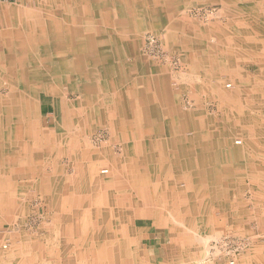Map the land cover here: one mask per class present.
I'll return each mask as SVG.
<instances>
[{
    "label": "bare ground",
    "instance_id": "6f19581e",
    "mask_svg": "<svg viewBox=\"0 0 264 264\" xmlns=\"http://www.w3.org/2000/svg\"><path fill=\"white\" fill-rule=\"evenodd\" d=\"M68 1L47 0L45 5H41L42 9H51L54 18H51L48 22H35L34 26L37 33H29L28 43L23 47L19 42H12L13 40L2 43L6 48H3V51L0 52L2 58L0 59V68L4 71V74L13 80V87L10 90L12 91L11 96L15 99L14 102L17 105L12 106L7 98L0 97V223L5 224V219L10 213L14 212L13 209L16 210V213H22L23 211L21 207L22 201L19 198L24 195V192H22L23 187L21 183L18 184V181H26L27 185L31 182V185L28 186L34 189H42L46 184V190H50V193L52 190L55 199L58 198L64 186L56 176V174L61 175V169L56 165V158L60 154L69 156L70 166H73L72 164L77 166L78 162L82 161L79 160L81 156L83 158L94 156L107 169V171L104 169L102 172L103 181H101L102 179H97L93 182L98 188L87 184L85 182V171L81 168L78 169L79 179L75 176L74 179L76 180H71L68 186L72 185L75 187V192L78 194L87 191L86 197L79 196V198L73 199L71 193H68V191L64 193L67 204L70 202L74 211L82 209L81 207L85 206L89 200L96 201V205L104 207L105 200L114 199V194L108 193L109 191L107 193L102 192L103 187H105L103 182L108 173V165L110 166L106 160L109 158V154L104 155L103 151H92L82 145L81 147L78 146L79 144H76V140H78L76 136L74 134L69 136L65 133L72 132L73 129L70 127L71 123H69V120L65 128H57V122L54 121L53 130L45 133L38 131L40 129V125L37 123L40 113L38 103L41 99L40 94H43L51 98L52 110L55 115L54 119H64L63 124L65 123V118L67 119L69 116L81 114V112L84 114L82 118L85 120L75 129L78 133L85 129L88 130L89 127L97 128L102 126L104 118L106 120L107 117L110 122L109 127L113 130V135L117 133L123 143H126L123 159L121 158L118 161L115 170L118 177L117 184L112 185L115 189L121 188L122 184L124 186H136V189L141 188L143 190L142 199H144L146 195L144 193L146 186L145 177L139 179V175L145 172L143 164H150L152 174H158L163 190L169 186L172 195L165 197L161 193H156L147 197V200L153 197L155 199L154 203L164 209V212L175 223L176 227L174 229L169 230L168 226H166L167 231H170V235L167 237L168 243H174L171 246L175 251L174 253L178 254L177 261L174 262L177 264H214V262H217L214 259L215 256L216 258L223 256L227 259L226 264H237V258L228 257L226 252H211V243H217L220 237H224L227 234L226 226L232 225V221L237 215V213L236 215L233 214V208L229 203H226L229 205L227 208L229 211L227 212L226 207H224L226 206L225 203L221 201V199L224 200L228 197V188L233 186L236 181L233 178L234 173L240 171L252 173L264 170L263 166L256 165L258 164L256 163L257 160L250 157L246 151V148H250L248 142H255V144L259 143L257 147L259 148L260 156L264 154V129L258 126L261 125L258 122L263 115L258 113L253 117L256 118L253 124H258L255 132H253V129H249L248 132L238 130L239 132L242 131L239 135L243 141L234 140L232 142L234 125L231 122L225 128H222V124H219L216 118L207 117L202 112L204 115L199 117V128L193 131V129L188 128L191 123L186 122V117H183V113L179 109L175 111L170 108H165V113L163 112L162 117L159 116L161 120H156L153 115L154 108L148 109L146 106L144 108L145 111L148 110L146 115L152 116L153 119H149L151 121L147 124L144 123L145 125H142L143 130H141L140 122H138L141 117L139 112L134 111L136 103L139 101H137L138 98L131 81L132 75L129 74V72H143V69L139 68L140 66L138 68H133L132 66L136 55L134 44L136 45L141 31H165L168 37L175 34V32H182V27L168 24L171 19L170 14L164 11L172 5H178L179 3L177 4V2H180V0ZM127 5L132 8L131 12H127ZM200 8L203 7L200 6ZM12 24V28L17 27V24ZM13 30L15 31V29ZM213 34L216 35L215 30ZM217 35L216 38L220 40L221 36ZM226 36L227 41L239 46H247L249 44L248 40H251L245 38L242 41ZM195 38L191 39V41L189 40L190 42L188 43L184 41L188 50H183V47L180 46L182 49H180L179 53L184 56V53L192 52L193 57L191 59L196 61L201 60L202 55L206 53L215 58L211 51L217 46L212 45V48H210V45H206V48H203L204 42L197 40L199 38ZM188 44H191L192 48H188ZM224 54L226 53L224 52ZM188 57L190 58V56L186 58L188 59ZM227 58L230 59L231 57L227 55ZM195 66L199 65L196 63ZM188 68L193 70L192 65L188 66ZM260 91L261 89H259V93H261ZM63 93L78 94L80 102L71 106L61 105L60 99ZM258 97L263 98L262 93ZM151 102L153 101L151 100ZM243 105L245 104H239L238 110L243 113L246 119H249L246 110H249L251 115L252 111L250 109L253 105L250 104L245 107ZM231 109L230 114L234 113V109ZM255 110V113L259 112L258 107ZM238 114L235 113L237 116ZM177 116L184 122L179 123L181 131L179 129L173 131L170 128L172 126V118L177 119ZM165 126L168 129L170 128V130L165 131ZM217 129L219 131L215 132ZM25 130L28 131V141H25ZM140 130L146 135V141H135L133 139V136H137ZM190 130L192 131L190 132ZM186 132H189V134H185ZM61 133H65V135L63 134L58 138L57 135ZM129 136L132 137L128 139ZM153 137L160 138L161 144L158 147L155 146L156 141L152 139ZM59 139L64 141V143H61L58 147L56 141ZM186 144L191 148L188 162L183 158L185 153L181 151ZM242 144L243 147H237ZM143 146H146V150L142 149ZM78 147H80V150L79 154L76 155L74 149ZM156 149L158 150V157L153 154ZM203 154H207L208 157H202V161H199L198 158ZM42 157H48L50 164H52V173L49 175L51 177L49 179L43 175L45 173L43 171L44 168L30 167L35 160ZM181 161L187 162L186 166L189 164L188 167H183L184 164L182 166ZM122 162L123 164H121ZM112 163L116 164L113 160ZM36 164L40 165L41 162H36ZM177 164L181 165V167ZM173 170H175L174 173L176 174H173ZM191 171L196 173L192 174ZM152 174L151 177L153 176ZM255 180L257 181L258 179ZM176 184H180L181 188L177 187ZM66 187L64 188L67 190ZM101 187L102 189L99 190ZM107 194H109V197ZM176 194L178 199L173 197ZM167 197L171 198L168 199ZM48 201L50 202L51 200ZM149 202L147 201L146 204H149ZM97 212H100V214L97 213L98 217L103 214L101 209ZM263 212L264 208L247 215H238L242 218L245 217L246 221H251L252 216H254L258 226H262L264 222ZM216 214L219 217H216ZM229 214H232V216ZM174 215L178 218L174 217ZM239 223L235 229L236 235H239L241 231L239 230ZM99 228L95 233H90L87 239L84 237V241H87L83 242V244L87 243L93 249L94 240L97 238L102 239L98 245V248L100 247L99 254L97 253L98 260L102 261L101 264L121 263L127 250L123 252L120 249L119 245L121 243H118V239L114 234L110 235L112 242H110L111 247H109L104 242L105 231H103L102 224L99 225ZM142 228H145V225ZM147 229L150 230L151 228L146 227ZM161 229L164 231L165 227ZM68 233L71 232L68 230ZM201 240L202 242L205 241V243L200 246ZM6 244H3L2 248L6 250L9 248V251L4 252L5 257L0 258V264L11 263L12 254L10 252L13 249H17L13 246L8 247ZM166 248L168 249L167 246ZM253 249L256 257H253L254 260L252 262L254 264H264V256H262L260 246L255 244ZM253 249L250 251L249 256L253 253ZM91 251L88 250V253L90 254ZM91 254H93V251ZM129 256L131 260L128 262L136 264V255L131 253ZM249 256L246 260H250ZM239 258L240 263L245 261L243 258Z\"/></svg>",
    "mask_w": 264,
    "mask_h": 264
},
{
    "label": "rangeland",
    "instance_id": "374dc122",
    "mask_svg": "<svg viewBox=\"0 0 264 264\" xmlns=\"http://www.w3.org/2000/svg\"><path fill=\"white\" fill-rule=\"evenodd\" d=\"M46 3L47 0H14L13 2L1 3L0 8L7 6H15V5H23V6H28L30 8H36L37 6L45 5ZM219 9H220L219 6L213 5L210 7H203L200 9L199 8L192 9V11L187 12L185 16L188 17L194 24H196L198 26V29L190 28V27L189 28L182 27L183 29L182 32L179 31L178 33L175 32V34L169 37L167 36L165 31L163 32L162 31L156 32L154 30L141 31V34L138 37L136 45L134 44V51L136 55L134 57L135 62L132 64V66L133 68L135 67L138 68L140 66L139 68L141 70L142 69L146 70V72H172L173 74L178 75L175 77L178 83L173 82L172 88L173 90L176 91L178 90L176 100H179L178 101L179 111L183 113L182 114L183 117L184 116L186 117L185 118L186 122L191 123L188 126V128L193 129V131L199 128V117H202L204 115L202 114L203 112L207 117L209 116L216 118L219 121V124H222V128L223 127L225 128L228 125V123L231 122V124L234 125V129H232V133L234 135L232 138V142H233L234 140H242V137L239 135L242 131L248 132L249 129H253L254 130L253 132H255L257 125L260 123L261 125L258 126L261 127V129H264V42H256L255 40H248L249 44L247 46H241V45L239 46L237 44H232L230 41H227V38H225L227 33L228 35L226 37L228 36L231 37L232 35V33H230L231 31L227 29L219 30L213 28V31L215 30L216 35L219 34L221 36L220 40L217 39L216 37L218 35L216 36L214 34H211L208 25L211 21H213L215 18L219 16ZM44 12H47V15L49 16V20L51 18H54L53 13H48V10ZM185 37H189V38L185 39ZM193 38L204 42L203 48H206L205 47L206 45H210L209 46L210 48H212V45L213 46L216 45L217 47H215V49H212L213 52L211 51V53L215 55V58H213L209 53H206L202 55L201 60L199 59L196 61L195 59H191L193 57L192 52L188 54L184 53L185 57L181 55L179 53L180 49H182L181 47H183V50L187 49L184 41H187L188 43ZM168 39L169 41H167ZM177 40L180 41L178 42ZM3 48L5 49L6 46L2 45V49ZM188 48H192V45L188 44ZM224 52L227 55H229L231 58L230 59L227 58V55L224 54ZM187 56H190V58L188 57L187 59L186 58ZM196 63L199 66H195ZM190 65H192L193 70H190V68H188V66ZM194 71L196 72V76L192 75V72ZM3 72L4 71L0 68V97L7 98V100L12 106L14 105L16 106L17 104L16 102H14L15 99H13L11 96L13 80ZM259 89H261L260 92L262 93L263 98L258 97L261 94L259 93ZM61 97H62L60 99L61 105L63 104L65 106L66 105L71 106L73 104H77L80 102V96L78 94L65 93L64 95L63 93ZM242 103L245 104L243 105L244 107L250 104L253 105V107H251L250 109L252 111L251 115L249 114L250 111L246 110V112H248L249 117L248 116L247 117L249 119H246L243 113H241V111L238 110V105L239 104L241 105ZM256 107L259 108V112L257 113H255ZM231 108L234 109V113L230 114V112L232 111ZM235 113H239L238 116L235 115ZM258 113L263 115L262 116L263 119L261 118L258 124L255 125L253 124V122L256 120V118L253 117L256 116V114ZM83 115L84 114H82L81 112V114L78 113L77 115L71 117L69 116L67 119L65 118L64 124H63L64 119L57 118L55 119V121L57 122L56 124L57 128L59 127L65 128L66 123L69 120V123H71L70 127H72L73 129L72 132H65V133H67L69 136H73L74 134L75 136L84 138L82 141H79V139L76 140L77 141L76 144L77 145L79 144L78 146L81 147L82 145L85 148L91 149L92 151L93 150L99 152L103 151L102 153H104V155L109 154L108 156L109 158L106 160L109 162L110 166L108 165L109 167L108 173L103 182L105 187H103L102 185L104 189H102L101 187L99 190L102 189L103 193H107L109 191L108 193L113 194L114 189L113 190L112 188L109 189V187L112 186L113 184H117L116 182L118 181V177L116 176L115 173L119 161L117 158L121 159L123 157V153L126 148L125 146L126 143H123V140H121V142L120 141L112 142V140H108L109 136L106 128L98 129L96 133H94L96 128H91V127H89L88 130L85 129L80 131L79 133L76 132L75 129L78 128L80 123L85 120L82 118ZM39 118L40 117H38V119ZM53 119H54L53 115H50L47 118L43 119L44 127L47 128L48 131H51L55 125ZM180 122L184 123L183 120H180L178 118V116L177 119L172 118L171 120L172 126L170 128H172L173 131H177V129L181 131V126L179 125ZM166 126L168 125L166 124ZM166 126H165V131L170 130V128L168 129L166 128ZM239 129L242 131L239 132L238 131ZM38 131H41L43 133L46 132L41 129H39ZM191 131L192 130H190V132ZM217 131H219V129L215 130V132ZM65 133H61L60 135L58 134L57 137L60 138L63 134L65 135ZM185 134L188 135L189 132L188 133L186 132ZM24 136H25V141H28V131L25 130ZM61 143H64V141H61L60 139L56 141L58 147ZM248 143L250 144L249 147L252 148V149L246 148L247 149L246 151L249 153V156L255 158L257 160L256 163H258L256 165L263 166L264 169V154L261 156L259 154L258 151L259 148L257 147V144L259 146V143L257 144H255V142L252 143L248 142ZM110 144L112 145L111 149L101 150L102 147L104 148L109 147ZM60 147L62 148V146ZM80 147L74 149V153L76 155L79 154ZM183 147L184 149L181 150L185 153L183 158L185 159V161L188 162L189 154H190L189 151H191V148H189L190 146L188 144L184 145ZM237 147H243V144ZM255 148H257V150H255ZM256 151L258 152L256 153ZM65 155L67 154H63V155L60 154L59 157L57 156L56 158V165L61 169V175L56 174V176L59 179V182L64 185L62 188V193H60L57 199H55L54 194H52L53 193L52 190L51 193L50 190L48 189L46 190L45 187L46 184L42 189H34L28 186L31 185V182L30 184L27 185L26 181H18V184L21 183V186L23 187L22 192H24V195H22L19 198L22 201L21 207L23 211L22 213H16V210L13 209L14 212L10 213L7 219H5V224L0 223L1 252L9 251V248L8 250L2 248L3 244L7 243L6 245H8V247L15 245L17 238L16 231L21 226V224L24 223V229L27 233H29L28 231L33 233L39 229L46 230L52 225L53 227H51L52 229L51 232L52 231L54 232L53 234H51L50 238L47 239V237H44L37 239L36 237V239L34 240L37 244L42 243L44 246L50 245L48 247H52V249L55 250L56 256L59 255H61V257L64 256L63 252L56 253L57 250H62V247L66 244L67 241V238L62 236V232L59 231L60 229L59 225L65 222L59 220L60 214L59 215L56 214L57 212L61 214H63V212H67L65 211V207H70L71 205L70 202L67 204V201L65 199L64 193H66L67 190L64 187L68 186V183L71 180L75 181L76 180L74 179L75 176H77L76 178L79 179L78 169L81 168L85 171V182L91 185V187L98 188V186H95L93 182H95L97 179L99 180L102 179L103 177L102 172L104 169L107 171L106 167L103 166L98 159L96 160L97 157L95 158L94 156H91L88 158L87 157L83 158L81 156L79 160L82 161L78 162L77 166L76 165L74 166V164H72L73 166H70L69 157ZM154 156L158 157V155L156 154H154ZM206 156L208 157L207 154H203L198 158V160L202 161V157L206 158ZM112 160L116 162V164L112 163ZM36 162L38 163L41 162V164L37 165ZM187 162L184 163L181 161V165L183 166L184 164L183 167H188L189 164L186 166ZM121 164H123V162ZM51 165L52 164H50V159H48V157H42L41 159L35 160L34 164L33 165L31 164L30 167L44 168L43 171L45 173L43 172L44 173L43 175L47 177V179H49L51 178L49 177V175L52 173ZM143 165L145 166L144 169L145 172H143L142 175L141 174L139 175V179L145 177L146 186H148V184L149 185L155 184V186H158V188H160L161 180L158 174L155 175L152 174V169L150 164L147 165L143 164ZM177 165L181 167V165L179 164ZM71 169L75 170L76 173ZM174 172L175 170H173V174H176ZM151 174L153 175L152 177ZM246 174L248 175L247 178H245L244 180H242L241 175L238 172L234 174L236 180L235 181L236 183L233 186V188L236 189V191L234 192L239 194L238 197H241L245 201L247 200V202L253 201V197L255 196V193L261 194L258 195V198L261 197V200L259 201L262 202L264 198V170L254 171L252 173H246ZM246 174L244 175L246 176ZM112 176H116L117 178L113 181L111 180ZM255 179L258 180L256 181ZM241 180L244 182V184L239 183L241 182ZM101 181H103V179ZM256 183L257 185H255ZM162 190L163 189L161 188L160 192ZM86 192L81 193L80 195L82 197L84 196L83 198H85ZM157 193L160 194L159 192ZM161 194L162 195L167 194L168 196H170L172 195V192L170 189H168L167 192L166 190H163ZM107 196L109 197V194H107ZM138 196L141 195L138 194ZM48 200H51L50 201L51 203ZM95 203L96 201L89 200V202L85 206L81 207L82 209H80L78 212L79 213L81 212L83 216H87V215L89 216V214H91L92 216L94 215L93 217L96 218V220L94 219L95 220L94 222L90 223L88 221L87 223L90 224L93 228H95L96 225L99 223L102 224L103 231H105L104 242L107 245H109V247H111L110 242H112V240L110 239L111 237L110 235L114 234V236L118 239V243H121V245H119L120 249L123 250V252L124 250L125 251L127 250L124 253L123 261L119 264H132L131 262H128L129 260H131V257L129 256V254L131 253H134L137 257L135 261L136 264H177L174 261H177L178 254L174 253L175 251L171 246L174 245V243H168L166 245L168 249L166 248V246H162L159 249L160 253L162 252V256L161 258L159 257L160 258L159 260H155L154 256L156 252L154 253L153 252L154 250L150 249V247L153 246V242H150L149 240L147 241L146 236L143 235L144 232L142 231L143 225L140 227L139 221L136 222L135 236L131 235L133 233L132 232L133 229L130 224L131 222L129 221V218L127 216L130 215L131 212L129 205L127 204L124 205L122 201L116 199L115 197L114 199L111 200L110 199L105 200L104 203L105 209L101 205L98 206ZM150 205H154L155 208L159 207L158 204L155 205V203L153 202ZM159 208L161 209L160 211L162 212L163 209L161 207ZM99 209L103 210V214L100 217H98L97 215V213L100 214V212H97ZM141 210L142 209L135 210V216L137 217V220H140L141 218V212H140ZM75 212L77 213V211ZM54 213L56 219H54L55 218ZM146 213H148L149 217L152 216L154 213L155 215L158 214L156 210H149L146 211ZM165 216L167 217V219L165 221L164 220L162 221L164 226L165 227L168 226L169 230L174 229L176 226L173 220L171 219V217L167 214H165ZM117 217L119 218L120 221L119 223H116ZM174 217L176 216L174 215ZM216 217H219V215L216 214ZM49 218H51V221L49 220ZM255 219L256 218L252 216V220L254 221H250L249 223H247V226H245V229L243 230L245 232H242L241 230L239 235L235 234V229L232 230L231 228H226L227 234L224 237H220L217 240V243L215 244L214 242L211 243L212 244L211 252L214 251H222L221 253L226 252L228 253V257L233 256V258H237V264H240L239 257L243 259L248 257L250 251L253 249V245L256 244L260 246L262 256H264V222L262 226L261 225L258 226ZM68 222L69 221H66V223ZM145 227H148V225H145ZM149 227L151 228L150 222H149ZM161 228L163 227H158L157 231L162 232L163 230ZM88 229H90V226L88 227ZM116 229H118V232ZM167 232H168L167 235L169 236L170 231ZM46 239L48 241H46ZM202 240L200 241V246L204 245L203 243H205V241L202 242ZM101 241L102 239L97 238L94 240V243H98L97 244L98 246ZM136 241L140 242L141 244L138 243L135 244ZM144 242L149 247V249L143 251L142 244ZM99 249L100 247L97 249L98 254L100 251ZM164 250L169 255L167 256V258L163 256V253L165 252ZM251 254L249 258L256 257L254 249H253V253ZM214 259L217 261L216 263L214 262V264H226L227 261L226 257L224 258L223 256L220 257L218 256L217 258L215 256Z\"/></svg>",
    "mask_w": 264,
    "mask_h": 264
},
{
    "label": "crops",
    "instance_id": "0c3cea01",
    "mask_svg": "<svg viewBox=\"0 0 264 264\" xmlns=\"http://www.w3.org/2000/svg\"><path fill=\"white\" fill-rule=\"evenodd\" d=\"M65 1L69 2L68 0H65ZM177 4L178 5H172L166 8V10H164L166 12H169L170 14L171 19L168 22V24L170 25L173 24V26L177 25V27H186V28L190 27V28L198 29V26L194 24L188 17H186L185 14L187 12L192 11V9L200 8V6L210 7V6L216 5L220 7L219 16L215 18L213 21H211L208 25L211 34H213V28L219 29V30L227 29L231 31L230 33H232L231 38H236L237 40L240 39L242 41L245 38H249L251 40H255L256 42H264V0H228V1L226 0H180V2L178 1ZM127 7H128L127 12H131L132 8L129 7L128 5ZM44 11L46 10L42 9L41 5L37 6L36 8H30L28 6H23V5L7 6V7L0 8V52L3 51L2 50L3 42H8V41L13 40L12 42L21 43L22 47L26 45V43H28L27 39L29 38L28 37L29 33H33V34L37 33L34 23L35 22L41 23L43 21L49 20V16L47 15V12H44ZM48 13H52V10L48 9ZM37 18L39 19L37 20ZM12 23L17 24V27H15L16 28L15 31L13 30L14 27L13 28L11 27V25H13ZM187 38L189 37H185V39ZM0 59H2L1 56H0ZM129 74L132 75L131 81L134 86V91L138 98L137 101H139L136 103V107L134 111L139 112V116L141 117L140 120L137 119L138 122H140L139 125H140L141 130H143L142 125L149 123V121H151L149 119L151 118L153 119L152 116L146 115V113L148 114L147 112L148 110L147 111L144 110L146 106L148 109H151L152 107L154 108L153 115L156 118V120H161L163 112L165 113V108H170L173 110L179 109V106H178L179 100H176L178 90L176 91V90H173L172 88V83L177 82L175 77L178 75L173 74L172 72H146V70H143V72H136V73L129 72ZM192 74L196 76V72L195 73L192 72ZM157 92L159 95L157 94ZM152 95H154L155 98L154 96L152 97ZM40 96H41V99H40V102L38 103V109L40 111L39 113L40 118L39 119L37 118V123L40 125L41 130L48 131V129L47 128L45 129L44 127L43 119L47 118L50 115H53L55 118V115L53 114V110H52V102L50 100L51 98L43 94H40ZM157 96L158 97L160 96L159 99ZM151 100L155 102L153 103L151 102ZM53 120L55 121V119ZM109 123L110 122L108 121L107 117H106V120L104 118V124L102 125V127H97L94 133H96L98 129L106 128L108 132V136H109L108 140H112V142H118V141L121 142V139L120 137L117 136L118 135L117 133L113 135V130L112 128L109 127L110 125ZM141 130L138 132L137 136H133V139L135 141L137 140L146 141L147 137L146 135H144V132ZM141 133H143V135H141ZM76 137L77 139H79V141H82L84 139L79 136H76ZM131 137L132 136H129L128 139H130ZM152 139L156 141L155 146H159L161 144L160 138L153 137ZM111 146L112 145L110 144L109 147H105V148L102 147L101 150H109L112 148ZM142 149L146 150V146H143ZM154 154L158 155L157 149L154 151ZM65 156H68V155H65ZM117 159L119 161L121 160L119 158ZM71 170L75 172V170L73 169ZM191 172L192 174L196 173L195 171H191ZM238 173L241 175L242 180L247 178V174H246L247 171L245 173L244 171H240ZM244 174H246V176ZM116 178H117L116 176H112L111 180L114 181ZM242 180H241V183L244 184ZM120 182L122 183V181ZM233 186H229L228 188V191H227L228 197L224 200L221 199V201L225 203L226 205L224 207H226L227 212L229 211L227 209L229 205L226 203H229L230 206H232L233 208V211H232L233 214L236 215L237 213L236 217H234L232 221V225L226 226V228H231L232 230L236 229L237 224L240 222L239 230L243 231L245 229V226H247V223H249L250 221H246L245 217L242 218L238 214L247 215L249 213H254L258 211V209L264 208V198H263V201L260 202L259 200H261V197L258 198V195H261V194L255 193V196L253 197V201L247 202V200L245 201L241 197H238L239 194L234 192L236 191V189H234ZM177 187L181 188V185L178 184ZM66 188H67L68 193L72 194L73 199L77 197L79 198V196H81L80 193L78 194L75 192V187H73L72 185L67 186ZM161 188L162 186L158 188V186H155V184H152V185L148 184V186L144 188V193L146 195L144 199H142L141 196H142L143 190H141V188L136 189V186H130V185L124 186V184H122L121 188L118 187L117 189H115L112 186V189H114L113 191L114 197L122 201L124 205L125 204L129 205V208L131 209L130 215H127L129 218V221L131 222L130 224L133 229L132 230L133 233L131 235L135 236V233H136L135 227H136L137 221L140 222L139 224L140 226L148 225V227H149V222H150L151 230H148L149 228L146 230V227H145L142 229V231H144L143 235L146 236L147 241L149 240L153 242V246H151L150 249H153L154 253L156 252L154 256L155 260H159L162 256V252L160 253L159 249L162 246H166L168 244L167 228L164 226L162 222L163 220L165 221L167 217L165 216L166 212H164V209L161 212L160 211L161 209L159 207L155 208L154 205H150L152 204L151 200L154 203L155 199L153 197H152L153 199L152 198L150 199L149 204H146V202L149 201L147 200V197L152 196V194H156L157 192L162 193L160 192ZM173 188L176 189L175 186H173ZM168 189H169V186H167L166 189L164 190H166L167 192ZM136 191L139 192L138 194H140L141 196H138ZM163 196L166 197L167 194H164ZM173 197L175 199H178L177 194ZM71 206L72 204L70 205V207H65V211L67 212H63V214L58 213V212L56 213L58 215L60 214L59 220L65 222V223L60 224L62 227L59 225V228H60L59 231L62 232V236L67 238V241H66V244L62 247V250L56 251V253L63 252L64 253L63 257H61V255L56 256L55 250H53L52 247H48L50 245L44 246L42 243L37 244L34 240L36 239V237L37 239L44 238V237H47V239L50 238L51 234H53L54 232V231L51 232L52 230L51 227H53L52 225L46 230L39 229L33 233H31L30 231H28L29 233H27L24 229V223H22L21 226L16 231L17 238H16L15 245L13 246V247H16L17 249L11 250L10 254H12V258H11L12 260H10L11 263H8V264H29V263L30 264H89V263L90 264H101L102 261L98 260V255H97V252H98L97 244L98 243L94 244L93 249H91L92 246L88 245L87 243L83 244V242L87 241V240L84 241L83 239L84 237H86L87 239L90 233L93 234L96 231H98L99 224H97L95 228H93L90 224H87L88 221L90 223L94 222L96 218H94L93 217L94 215L92 216L91 214H89V216L88 215L83 216V214L79 213L78 211L77 213H75V211L73 210V208H71ZM136 209L137 210L142 209L140 211L141 212L140 220H137V217L135 216ZM149 210H156L158 214L155 215L154 213L152 216L149 217L148 213H146V211H149ZM229 215L232 216V214H229ZM54 217H55L54 219H56L55 213H54ZM49 220L51 221V218H49ZM66 221H69V222L66 223ZM237 221L238 223H236ZM251 221H254V220H251ZM119 222H120L119 218L117 217L116 223H119ZM89 226H90V229H88ZM156 227L157 228L165 227V230L162 232H158ZM68 230L71 233H68ZM116 230L118 232V229ZM47 239L46 241H48ZM137 243L141 244L140 242L136 241L135 244ZM142 245H143V251L146 249H149V247L146 245L145 242ZM88 250L90 251L92 250L93 254H91L92 251L89 254ZM19 254L21 257L19 256ZM163 256L167 258V256L169 255L165 251L163 253ZM1 257H5V254L4 252L0 251V258ZM61 258H64V259H61ZM246 259L247 257L244 258L245 261H243L240 264H254L252 262L253 257H250V260H246Z\"/></svg>",
    "mask_w": 264,
    "mask_h": 264
},
{
    "label": "built area",
    "instance_id": "2783aa9c",
    "mask_svg": "<svg viewBox=\"0 0 264 264\" xmlns=\"http://www.w3.org/2000/svg\"><path fill=\"white\" fill-rule=\"evenodd\" d=\"M14 0H0V4L1 3H5V2H13Z\"/></svg>",
    "mask_w": 264,
    "mask_h": 264
}]
</instances>
